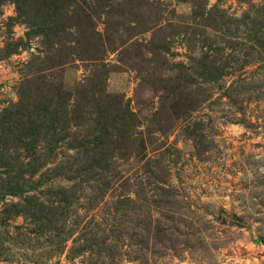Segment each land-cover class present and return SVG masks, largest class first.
Wrapping results in <instances>:
<instances>
[{
	"label": "rangeland",
	"instance_id": "rangeland-1",
	"mask_svg": "<svg viewBox=\"0 0 264 264\" xmlns=\"http://www.w3.org/2000/svg\"><path fill=\"white\" fill-rule=\"evenodd\" d=\"M0 264H264V0H0Z\"/></svg>",
	"mask_w": 264,
	"mask_h": 264
},
{
	"label": "trees",
	"instance_id": "trees-1",
	"mask_svg": "<svg viewBox=\"0 0 264 264\" xmlns=\"http://www.w3.org/2000/svg\"><path fill=\"white\" fill-rule=\"evenodd\" d=\"M21 105V104H20ZM19 105V106H20ZM13 116H9L7 121L14 120V126L17 128L18 132L20 134L23 133V131H27V129L31 132V135L34 137L32 138V142L30 144H27L25 147H28L34 151L31 154L30 162L26 164H21L18 166L16 174L14 176V181L16 185H20L21 183H26L28 180L32 181L33 178L45 167L46 163H42L40 165H37L36 159L33 157L35 153H38V147L39 143L42 141H39V136L42 134V132L50 128V125L44 124L45 119L40 115V112H36L35 114V120L28 121L27 123L22 122L24 119V115L20 112H16L12 114ZM17 119V120H15ZM4 130H9L10 128H2ZM13 130V129H12ZM53 131V128L49 129ZM52 141H55L52 139ZM42 142L47 144V146H50L51 144L48 142V140L44 139ZM38 186L35 185L33 190L31 192H25L23 188L19 191L18 199L19 203L16 205H12L13 208L16 206L20 209L14 210V212L6 211L7 214L14 213V214H25L26 216H29L30 218H35L36 221H38L37 217H43L42 219L46 221H50L49 219L56 218L55 216H61L65 217L63 221L68 220V214L70 209V204L65 198V192H58L56 193L55 197H59L57 200L58 205H55V203L48 199V194H41V192L38 191ZM65 191V190H64ZM47 195V196H46ZM39 215V216H38ZM67 215V216H66ZM63 217V218H64Z\"/></svg>",
	"mask_w": 264,
	"mask_h": 264
}]
</instances>
